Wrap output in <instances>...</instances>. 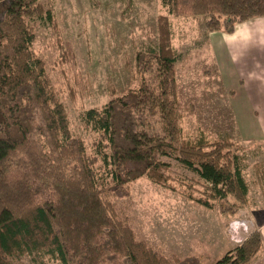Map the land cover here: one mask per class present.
<instances>
[{
  "label": "trees",
  "instance_id": "16d2710c",
  "mask_svg": "<svg viewBox=\"0 0 264 264\" xmlns=\"http://www.w3.org/2000/svg\"><path fill=\"white\" fill-rule=\"evenodd\" d=\"M157 44L135 54L137 87L85 111L92 152L72 133L66 108L32 50L28 21L52 20L41 0H0V264L46 258L57 264H201L168 259L137 240L122 202L143 178L170 189L173 156L203 182L207 194L185 199L206 210L232 198L247 204L243 159L228 140L183 137L168 16L203 20L207 33L232 35L236 26L264 18V0H161ZM155 68L156 87L145 75ZM158 115L165 137L138 130ZM197 192V191H196ZM200 193V192H199ZM237 207V208H236ZM263 247L254 231L212 264H253Z\"/></svg>",
  "mask_w": 264,
  "mask_h": 264
},
{
  "label": "rangeland",
  "instance_id": "374dc122",
  "mask_svg": "<svg viewBox=\"0 0 264 264\" xmlns=\"http://www.w3.org/2000/svg\"><path fill=\"white\" fill-rule=\"evenodd\" d=\"M41 2L51 11L52 20L28 21L35 35L32 50L45 63L59 92L72 133L85 142L91 153L94 135L81 125V115L89 109H100L113 97L137 87L135 54L156 46V19L167 15L166 10L161 0ZM168 18L177 54L174 74L183 137L196 140L203 136L207 141L228 140L234 145L243 159V176L249 190L247 204L228 211L236 206V201L228 198L210 211L188 201L185 196L190 194V182L197 184V192L192 191L195 197L207 194L204 184L194 172L169 156L160 160L170 166L172 188L141 178L133 183L130 199L122 205L137 240L147 242L168 259L194 256L201 264H212L258 231L256 226L264 219V144L244 140L243 130L247 131L251 124L239 116L235 121L232 118L227 89L234 86L235 78L226 46L218 37L209 41L210 33L205 31L201 18ZM256 20L243 23L244 31L251 30L254 37L259 36L252 46L264 52V34L255 28ZM154 70L145 75L151 89L157 83ZM138 130L165 137L158 115L146 117ZM14 264L57 263L46 258H20Z\"/></svg>",
  "mask_w": 264,
  "mask_h": 264
},
{
  "label": "crops",
  "instance_id": "0c3cea01",
  "mask_svg": "<svg viewBox=\"0 0 264 264\" xmlns=\"http://www.w3.org/2000/svg\"><path fill=\"white\" fill-rule=\"evenodd\" d=\"M255 25L258 33L264 34V18H258ZM244 29V25L240 24L232 35L211 33L208 36L210 42L218 37L219 42L227 48L226 57L235 78L234 86L227 89L231 95L232 118L235 121L239 116V119L247 120L251 124L247 131L243 130L245 133L242 138L264 144V52L253 48L254 38L259 40V34L254 37L251 30L245 32ZM244 43H247V49H244ZM240 103L242 108L239 109ZM256 229L261 233L263 247L259 258L253 264H264V219Z\"/></svg>",
  "mask_w": 264,
  "mask_h": 264
}]
</instances>
